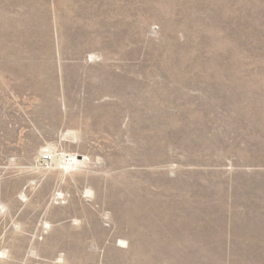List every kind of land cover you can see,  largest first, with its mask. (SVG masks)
<instances>
[{"label":"rangeland","instance_id":"374dc122","mask_svg":"<svg viewBox=\"0 0 264 264\" xmlns=\"http://www.w3.org/2000/svg\"><path fill=\"white\" fill-rule=\"evenodd\" d=\"M0 264H264V0H0Z\"/></svg>","mask_w":264,"mask_h":264},{"label":"built area","instance_id":"2783aa9c","mask_svg":"<svg viewBox=\"0 0 264 264\" xmlns=\"http://www.w3.org/2000/svg\"><path fill=\"white\" fill-rule=\"evenodd\" d=\"M44 158H50L49 156L45 155Z\"/></svg>","mask_w":264,"mask_h":264}]
</instances>
